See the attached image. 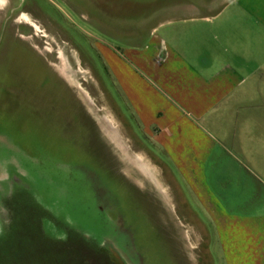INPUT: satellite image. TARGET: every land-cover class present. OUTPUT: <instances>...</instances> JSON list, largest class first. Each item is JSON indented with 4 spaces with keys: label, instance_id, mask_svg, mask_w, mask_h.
I'll use <instances>...</instances> for the list:
<instances>
[{
    "label": "rangeland",
    "instance_id": "obj_1",
    "mask_svg": "<svg viewBox=\"0 0 264 264\" xmlns=\"http://www.w3.org/2000/svg\"><path fill=\"white\" fill-rule=\"evenodd\" d=\"M161 1L0 2V139L21 168L67 189L80 221L104 207L137 264H227L103 61L149 41Z\"/></svg>",
    "mask_w": 264,
    "mask_h": 264
},
{
    "label": "crops",
    "instance_id": "obj_2",
    "mask_svg": "<svg viewBox=\"0 0 264 264\" xmlns=\"http://www.w3.org/2000/svg\"><path fill=\"white\" fill-rule=\"evenodd\" d=\"M163 3L104 64L227 264H264V0Z\"/></svg>",
    "mask_w": 264,
    "mask_h": 264
},
{
    "label": "flooded vegetation",
    "instance_id": "obj_3",
    "mask_svg": "<svg viewBox=\"0 0 264 264\" xmlns=\"http://www.w3.org/2000/svg\"><path fill=\"white\" fill-rule=\"evenodd\" d=\"M11 147L0 139V264H137L110 238L104 207L80 221L67 189L21 168Z\"/></svg>",
    "mask_w": 264,
    "mask_h": 264
}]
</instances>
